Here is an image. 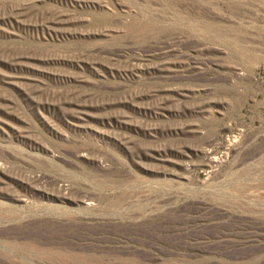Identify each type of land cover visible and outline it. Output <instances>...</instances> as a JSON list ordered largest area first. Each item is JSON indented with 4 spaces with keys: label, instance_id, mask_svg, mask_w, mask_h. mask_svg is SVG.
Segmentation results:
<instances>
[{
    "label": "rangeland",
    "instance_id": "rangeland-1",
    "mask_svg": "<svg viewBox=\"0 0 264 264\" xmlns=\"http://www.w3.org/2000/svg\"><path fill=\"white\" fill-rule=\"evenodd\" d=\"M0 264H264V0H0Z\"/></svg>",
    "mask_w": 264,
    "mask_h": 264
}]
</instances>
